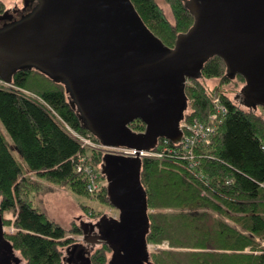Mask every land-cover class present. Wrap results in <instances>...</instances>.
<instances>
[{
	"label": "trees",
	"instance_id": "obj_1",
	"mask_svg": "<svg viewBox=\"0 0 264 264\" xmlns=\"http://www.w3.org/2000/svg\"><path fill=\"white\" fill-rule=\"evenodd\" d=\"M130 1L150 32L171 49L193 27L197 4L190 0H163L173 22L159 0ZM5 13L0 1V14ZM209 81L216 84L211 86ZM12 83L41 96L78 132H91L62 77L26 65L14 71ZM247 83L241 74L228 71L223 58L206 59L199 75L186 85L187 103L180 122L193 118L205 122L217 91L228 114L211 145L200 148L199 165L191 169L177 161H142L149 219L146 240L148 245L171 248L149 253L151 264H264V106L244 102ZM130 128L139 134L146 125L137 120ZM164 140L169 139L160 137L157 145ZM81 151L46 110L0 88V215L4 226L11 225L7 213L16 216L14 226L19 231L5 239L23 264H72L76 248L89 264H108L112 250L107 246L86 249L82 242L69 239L68 235L84 236L83 228L76 221L65 228L51 220L35 201L44 187L26 177L33 172L40 180L79 196L98 197L118 210L109 187L100 196L87 192L85 175L72 165ZM105 157L90 155L102 179H106ZM103 218L101 214L98 222L110 235L112 227Z\"/></svg>",
	"mask_w": 264,
	"mask_h": 264
},
{
	"label": "water",
	"instance_id": "obj_2",
	"mask_svg": "<svg viewBox=\"0 0 264 264\" xmlns=\"http://www.w3.org/2000/svg\"><path fill=\"white\" fill-rule=\"evenodd\" d=\"M20 1L24 9L13 4L0 21V76L12 83L14 71L30 65L62 77L79 115L104 146L137 149L136 158L105 155L120 214L104 215L112 231L108 235L100 223L107 236L95 243L112 250L108 264H151L140 151L156 148L160 137L182 142L186 85L211 56L247 79L250 105L264 106V0H190L197 4L193 27L173 49L150 32L130 0ZM137 120L146 125L143 133L130 128ZM80 218L82 228L92 221ZM4 227L0 215V264H21ZM80 251L72 264H89Z\"/></svg>",
	"mask_w": 264,
	"mask_h": 264
},
{
	"label": "built area",
	"instance_id": "obj_3",
	"mask_svg": "<svg viewBox=\"0 0 264 264\" xmlns=\"http://www.w3.org/2000/svg\"><path fill=\"white\" fill-rule=\"evenodd\" d=\"M189 83V81H188ZM0 88L11 90L30 100L46 110L61 126L63 131L70 136L75 142L80 145L79 152L73 159V167L77 173L85 175L87 179V192L90 195H101L104 188L108 187L106 179H102V173L98 167L91 161L90 153H102L103 155L114 154L124 157H137V151L133 153L127 147H106L100 140L91 132L82 134L69 125L57 112H55L44 99L36 93L20 89L14 86L13 83H7L0 80ZM228 107L223 100L218 96L213 99L212 112L207 120L202 122L198 118L191 120H183L179 123L180 129L183 132L182 142L178 145L171 144L169 140H164L156 148L140 151L139 158L144 160H154L158 162H183L187 167L195 169L199 165L201 157L200 148L208 147L213 142V139L218 134L219 127L223 124ZM264 150V147H263ZM86 152V154L84 153ZM36 176L33 172H27L26 177ZM34 180V179H32ZM16 231H19L18 229ZM169 246H158L157 248L165 249Z\"/></svg>",
	"mask_w": 264,
	"mask_h": 264
},
{
	"label": "rangeland",
	"instance_id": "obj_4",
	"mask_svg": "<svg viewBox=\"0 0 264 264\" xmlns=\"http://www.w3.org/2000/svg\"><path fill=\"white\" fill-rule=\"evenodd\" d=\"M5 4L6 12L12 9V5H16L20 10L24 9V5L20 0H0ZM161 6L165 9L168 19L174 21L170 8L164 3L163 0H159ZM211 86L216 84L215 81H209ZM261 111L262 108L260 109ZM8 141L11 142L8 134L4 131ZM13 154L18 158V154L13 150ZM92 153H90L91 155ZM102 154V153H101ZM27 178L34 179V181L40 183L44 189L41 190L36 196L35 201L41 207V209L48 215L51 220L58 222L65 228H69L73 221H76L81 226V216L89 218L90 220H98V217L102 214L109 216L113 219L119 218V211L113 207H109L100 201L98 197L88 198L85 196H79L71 192L64 187L54 186L46 181L40 180L36 176ZM100 196V195H98ZM87 216V217H86ZM5 219L11 222V225L5 226V234L13 235L18 231L14 226L16 216L13 213H7ZM89 221L85 220L84 222ZM69 239L76 242H83L84 236L82 235H68ZM167 245V244H164ZM162 245V246H164ZM168 246V245H167ZM264 246V243H263ZM149 252L155 253L160 250H171L170 247L161 249L158 246L149 245ZM250 253V249L246 250Z\"/></svg>",
	"mask_w": 264,
	"mask_h": 264
},
{
	"label": "flooded vegetation",
	"instance_id": "obj_5",
	"mask_svg": "<svg viewBox=\"0 0 264 264\" xmlns=\"http://www.w3.org/2000/svg\"><path fill=\"white\" fill-rule=\"evenodd\" d=\"M8 19V13L6 12L5 14H0V21H5ZM244 102L250 106V104L247 102L246 99H243ZM88 226L87 228H83L85 235L84 237L89 240V243H83L84 247L86 249L88 248H93L95 249L98 245L95 243L96 240L100 239L102 236H107V232L104 230V228L102 227V224H100L99 222H95V221H86L85 222ZM5 228V227H4ZM23 264V263H21Z\"/></svg>",
	"mask_w": 264,
	"mask_h": 264
},
{
	"label": "bare ground",
	"instance_id": "obj_6",
	"mask_svg": "<svg viewBox=\"0 0 264 264\" xmlns=\"http://www.w3.org/2000/svg\"><path fill=\"white\" fill-rule=\"evenodd\" d=\"M130 150V149H129ZM130 151H133V153L135 152V151H137V149H131ZM138 155V154H137ZM132 158H136L135 156H133Z\"/></svg>",
	"mask_w": 264,
	"mask_h": 264
}]
</instances>
